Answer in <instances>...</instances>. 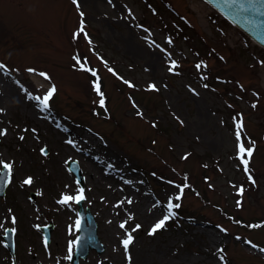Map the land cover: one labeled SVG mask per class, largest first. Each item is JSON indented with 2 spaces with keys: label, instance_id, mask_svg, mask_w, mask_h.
I'll return each instance as SVG.
<instances>
[{
  "label": "rangeland",
  "instance_id": "rangeland-1",
  "mask_svg": "<svg viewBox=\"0 0 264 264\" xmlns=\"http://www.w3.org/2000/svg\"><path fill=\"white\" fill-rule=\"evenodd\" d=\"M0 64V161L14 178L0 200V264H11L6 227L18 264H72L78 206L58 202L79 189L68 158L88 174L83 205L104 244L79 264H264V49L217 11L201 0H0ZM49 85L45 110L35 97ZM253 142L245 172L238 145ZM215 159L219 170L203 168ZM186 173L196 185L177 201ZM170 197L177 217L149 235ZM49 220L46 245L37 226Z\"/></svg>",
  "mask_w": 264,
  "mask_h": 264
},
{
  "label": "snow or ice",
  "instance_id": "snow-or-ice-1",
  "mask_svg": "<svg viewBox=\"0 0 264 264\" xmlns=\"http://www.w3.org/2000/svg\"><path fill=\"white\" fill-rule=\"evenodd\" d=\"M209 2L211 3L212 0H209ZM73 3H77V0H73ZM223 3L230 7V8H234L236 10V12L238 14H242L244 15L245 19H247L248 23L250 25H252L253 27H259L261 25H264V19H260L259 21H257V17H262L264 16V0H223ZM77 6L79 7V5L77 4ZM81 17H83V13L81 12L80 13ZM80 33H83L84 32V27H83V20L81 21V28L79 30ZM79 33L77 34H74V35H78ZM86 35V33H85ZM170 44H171V40L169 39L168 41ZM75 60H77V63H80V60H79V57H74ZM179 65L176 61H172V64H171V67L169 68V71H174L175 68H177ZM81 67H83V65H81ZM197 69L199 70L201 67H207L206 64H204L203 62L201 63H198L196 65ZM4 68V65L0 64V69H3ZM28 71L30 72H34L35 69H28ZM109 71H112V69H109ZM95 71H93V75H95ZM41 76L45 77V78H49L47 77V74L46 73H40ZM202 78H205L206 77H202ZM125 83H129L127 81H125ZM129 86H132V85H129ZM205 87H207V85H205ZM149 89L150 90H157L156 89V85L154 84H150L149 85ZM56 91V88L55 86H53L45 95L43 98L39 97V96H36L35 99L37 101H39L40 103V106L42 108H47L48 107V101L49 99L52 97V95L55 93ZM95 91L97 92L98 96L100 97L99 99V105L101 107H103L105 105V98H104V93L101 91V86H100V83L97 82L95 84ZM253 107H255V105H253ZM0 111H3L2 109H0ZM139 114V113H138ZM243 128V124L241 123L238 127V130H237V139L238 141L240 140V134H241V130ZM6 134V130H0V136H3ZM21 139H23V137H21ZM254 142H253V146L250 147V148H245L244 147V144L243 143H240L238 145V154L240 156V159L244 165V170L245 172H248V165H249V160L250 158L252 157L253 155V149H254ZM42 153L44 152V149H41ZM245 153L248 157V159H245L244 156H245ZM46 154V153H45ZM186 158V157H185ZM0 165H2V167L4 169L7 170L8 172V177L11 176L12 174V169H13V164L11 163H5L3 161H0ZM185 179H187V177H185ZM249 179H251V177H249ZM33 182V178L32 177H27L23 183L24 184H31ZM189 185L187 183L179 186L180 188V195H177L175 197V199L177 201H179L181 199V196L184 192V189L185 188H188ZM243 187H241L239 189V191L242 193L243 192ZM83 189H79V192H78V195L76 197H72V196H69V195H63L61 200L58 201L59 203L61 204H67L69 203V201H72L73 199H75V201L78 203L80 200H83L85 199L84 195H83ZM128 203H131V201L129 200ZM238 205H239V201L237 202ZM181 205L179 203H173L172 202V198L170 197L169 198V201H168V205H167V208H168V214L163 216L162 219L158 220L157 223H155L152 228L150 229L149 231V235H153L155 234L158 230L160 229H163L165 226H166V223L168 220H170L172 217L175 216V212L173 211L174 209H178ZM129 219H132L131 216H129ZM12 223L15 224L16 223V218L13 217L12 218ZM127 221H124L120 224V227L121 228H124L125 225H126ZM81 220L80 219H77L76 222H75V229L77 231H79L81 229ZM0 227H2V225H0ZM141 225H136V229L140 228ZM254 227V226H253ZM135 229H133L134 231ZM16 229L15 228H12V229H6L5 232H4V235L7 236L9 232H12V233H15ZM79 242V237H77V240L76 241H70L69 242V255L66 257L67 259H72V251H73V244L74 243H78ZM133 243V236L131 234V232L127 233L126 235V238H124L122 240V245L125 249V252L127 253L128 251V248H129V245ZM248 243H251L250 241ZM220 252H223V249H219ZM262 252H264V249H261ZM221 260L224 259L223 256L220 257Z\"/></svg>",
  "mask_w": 264,
  "mask_h": 264
},
{
  "label": "water",
  "instance_id": "water-1",
  "mask_svg": "<svg viewBox=\"0 0 264 264\" xmlns=\"http://www.w3.org/2000/svg\"><path fill=\"white\" fill-rule=\"evenodd\" d=\"M209 2V0H207ZM217 9L226 14L232 21L248 32L253 38L264 45V25L253 27L245 19L244 15L238 14L234 8H230L223 3V0H212L211 2ZM264 19V16L257 17V21Z\"/></svg>",
  "mask_w": 264,
  "mask_h": 264
},
{
  "label": "bare ground",
  "instance_id": "bare-ground-1",
  "mask_svg": "<svg viewBox=\"0 0 264 264\" xmlns=\"http://www.w3.org/2000/svg\"><path fill=\"white\" fill-rule=\"evenodd\" d=\"M137 52L141 53L143 56L147 57L148 63H153V57L148 56L144 49H137Z\"/></svg>",
  "mask_w": 264,
  "mask_h": 264
}]
</instances>
